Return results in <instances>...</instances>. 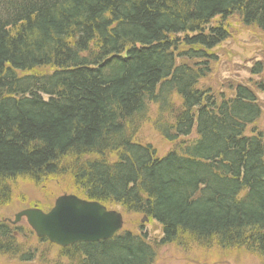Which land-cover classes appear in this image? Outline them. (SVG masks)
<instances>
[{
  "label": "trees",
  "instance_id": "1",
  "mask_svg": "<svg viewBox=\"0 0 264 264\" xmlns=\"http://www.w3.org/2000/svg\"><path fill=\"white\" fill-rule=\"evenodd\" d=\"M235 18L264 34V0H0V208L16 180L67 177L76 196L157 223L158 247L264 260V64L230 97L201 88ZM151 105L155 130L179 143L162 158L135 141ZM26 234L52 245L0 221V255L34 261ZM155 245L139 225L61 253L155 264Z\"/></svg>",
  "mask_w": 264,
  "mask_h": 264
},
{
  "label": "rangeland",
  "instance_id": "2",
  "mask_svg": "<svg viewBox=\"0 0 264 264\" xmlns=\"http://www.w3.org/2000/svg\"><path fill=\"white\" fill-rule=\"evenodd\" d=\"M229 24L230 39L214 51L218 60L212 65L211 74L201 83L202 89L209 88L213 94L224 93L227 97L232 94L230 91L232 84L258 81L260 77L253 76L251 70L259 61L264 64V34L256 28L243 26L238 18L231 19ZM258 97L263 108V115L255 128L264 133V94L258 93ZM157 111L156 106L149 107L147 121L139 129L135 141L142 145H151L156 149L159 157H164L177 148L179 143L166 141L155 130L153 122ZM195 138L194 132L190 138H183L180 141ZM64 178L61 181L49 179L38 185L25 179L16 180L12 184L14 199L9 206L0 208V221L13 220L17 213L30 208L49 211L58 197L65 194L75 195L70 181L67 177ZM112 209L120 211L117 207ZM124 218L125 229L137 230L139 225H143L148 232L149 238L157 248L158 258L155 264H264L263 259L245 251L223 252L218 249L202 248L196 244L188 246L186 250L173 245L158 247L157 243L162 238V229L157 223L149 222V220L142 223L143 217L140 216H124ZM27 237V234L24 237L21 236L20 242L27 244V247L35 248L37 256L34 261L23 264H67L62 257L61 248L49 244L40 245L36 239ZM0 264L20 263L12 257L0 255Z\"/></svg>",
  "mask_w": 264,
  "mask_h": 264
},
{
  "label": "water",
  "instance_id": "3",
  "mask_svg": "<svg viewBox=\"0 0 264 264\" xmlns=\"http://www.w3.org/2000/svg\"><path fill=\"white\" fill-rule=\"evenodd\" d=\"M4 222L17 226L26 222L38 239L62 249L80 243H97L114 238L124 227L121 213L75 195H62L48 212L30 208ZM143 222H147L144 219Z\"/></svg>",
  "mask_w": 264,
  "mask_h": 264
}]
</instances>
